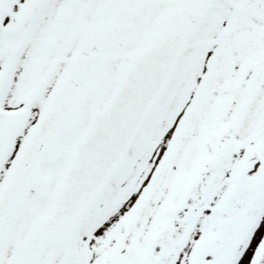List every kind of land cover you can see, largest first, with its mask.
<instances>
[{
  "label": "snow or ice",
  "instance_id": "obj_1",
  "mask_svg": "<svg viewBox=\"0 0 264 264\" xmlns=\"http://www.w3.org/2000/svg\"><path fill=\"white\" fill-rule=\"evenodd\" d=\"M0 264H264V0H0Z\"/></svg>",
  "mask_w": 264,
  "mask_h": 264
}]
</instances>
